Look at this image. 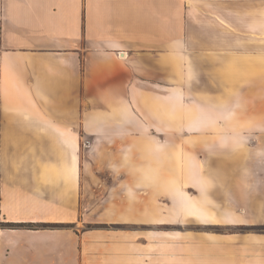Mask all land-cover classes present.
<instances>
[{"label":"crops","instance_id":"0c3cea01","mask_svg":"<svg viewBox=\"0 0 264 264\" xmlns=\"http://www.w3.org/2000/svg\"><path fill=\"white\" fill-rule=\"evenodd\" d=\"M254 104L264 0H0V264H264V109L236 112ZM173 137L213 138L210 177L188 158L142 182ZM99 185L165 186L180 222L117 193L112 229L87 228Z\"/></svg>","mask_w":264,"mask_h":264},{"label":"rangeland","instance_id":"374dc122","mask_svg":"<svg viewBox=\"0 0 264 264\" xmlns=\"http://www.w3.org/2000/svg\"><path fill=\"white\" fill-rule=\"evenodd\" d=\"M254 46H255V44H254ZM212 92H215V91H212ZM260 105L254 104L251 107L250 106H240V107H237V109L234 107H223L226 110H224V112L222 111L221 117L225 113L228 114V109H231V108L233 110L236 109V112L239 113L240 115L245 114V112L247 114L248 113L254 114L255 111L259 112L261 107H263V109H264V105L263 106H260ZM173 110H174L173 114H172L173 125L176 126V125H179V123L175 122L177 119L179 120V115H180L179 106H177V107L175 106ZM206 112L211 113L210 111L209 112L206 111ZM217 112L218 111H215L214 113H217ZM208 131H211V129H209ZM160 140H164V139H160V138L155 139V142L157 141L158 146H159ZM166 140H167L166 142H168V145H166V149L164 151L157 150L156 152H151V153L150 152L149 153L148 152H145V153L141 152L142 153L141 156L143 158L141 161L147 162V161L154 160V161L160 162L165 167V169L154 170V171L153 170L152 171L142 170L141 171L142 172V175H141L142 182H144L147 178L149 179V177L151 178L152 174L155 175L157 179H161V183H165L166 179H172V180H174V182L175 181L178 182L179 177L181 176V173H182L180 166L182 164H184L183 161L188 159V158H189V160L192 159L193 161L198 162V163L203 162L205 164L206 163L209 164L206 167L207 170L205 169L203 171H204L205 176L210 177L211 171L209 168H210V164L213 161V154H212L213 138L212 137H204L203 139L200 140L201 141V144H199L200 145V152L195 154V155L186 154L185 151H184L185 154H182L183 145H182V140L179 137H173L171 139H166ZM193 141H197V139H189V145H194ZM259 144H260V139H255L254 144H252L251 147L259 146ZM142 146L145 147L146 151H148V149H150L149 145H147V146L142 145ZM194 146L196 147L197 145H194ZM253 151H255L254 148H253ZM131 156L132 155L130 154V157ZM258 158H260V155H258ZM130 173H131V171H125V177L126 178L130 177ZM148 174H150V175H148ZM177 187H175V185H174V188H177ZM124 188H126V190L123 191L120 186L114 187V190L112 189L110 192L112 194L109 195L113 198V201H108V200H105V198H104L105 194L108 192L106 190V187H102V185L94 187V203H93L94 209H93V212H94V215L97 216V219L94 218V222L95 221L101 222L103 214L110 211V208H111L110 205L111 206L113 205L112 207L115 206V204L117 203L116 199H115L116 198L115 196H117L116 195L117 193L121 196L119 200L121 202H124L127 208L129 207V205H131L130 206L131 210H132L134 205H132L131 203L125 202V198H126V196L135 195V198L137 199L136 202L139 203L143 208L145 206L146 207L151 206L152 209L154 211H157V213L159 215H164L162 213L166 212V215H164V216L171 217L176 222H180V218H178L177 215L175 216V209L173 207L172 208L170 207V201L168 200L169 196L166 194V191L164 189V188H166L165 186L155 185V186H153V190H151L150 192L148 191V188L145 186L136 187V186L130 185V186L124 187ZM154 189L157 191L156 193L154 192ZM152 193L154 194V196H152ZM0 221H1V218H0ZM0 223H2V222H0ZM93 223H92V225H88L87 228H90V229L101 228V229H106V230L112 229L111 228L112 225H110V224H100V223H96V222H95L96 224L95 223L93 224ZM49 226H53L55 228H62V229L71 227L69 225H49Z\"/></svg>","mask_w":264,"mask_h":264},{"label":"trees","instance_id":"16d2710c","mask_svg":"<svg viewBox=\"0 0 264 264\" xmlns=\"http://www.w3.org/2000/svg\"><path fill=\"white\" fill-rule=\"evenodd\" d=\"M2 226H5V225H2ZM8 227H14V226H12V225H7ZM23 227V226H22ZM45 229H54L55 227H53V226H43ZM29 228H33V226H29Z\"/></svg>","mask_w":264,"mask_h":264}]
</instances>
